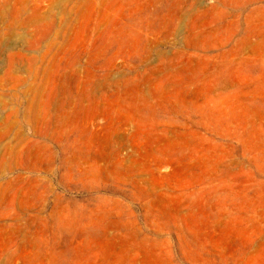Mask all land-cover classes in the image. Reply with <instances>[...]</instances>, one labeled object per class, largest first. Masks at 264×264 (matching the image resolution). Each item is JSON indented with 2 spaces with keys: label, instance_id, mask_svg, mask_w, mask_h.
<instances>
[{
  "label": "rangeland",
  "instance_id": "374dc122",
  "mask_svg": "<svg viewBox=\"0 0 264 264\" xmlns=\"http://www.w3.org/2000/svg\"><path fill=\"white\" fill-rule=\"evenodd\" d=\"M0 264H264V0H0Z\"/></svg>",
  "mask_w": 264,
  "mask_h": 264
}]
</instances>
